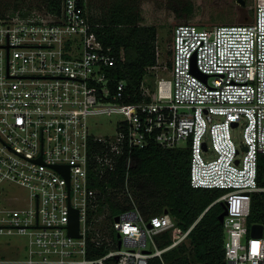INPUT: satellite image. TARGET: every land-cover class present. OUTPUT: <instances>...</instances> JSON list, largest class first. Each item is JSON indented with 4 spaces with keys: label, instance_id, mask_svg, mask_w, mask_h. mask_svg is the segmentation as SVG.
Masks as SVG:
<instances>
[{
    "label": "built area",
    "instance_id": "built-area-1",
    "mask_svg": "<svg viewBox=\"0 0 264 264\" xmlns=\"http://www.w3.org/2000/svg\"><path fill=\"white\" fill-rule=\"evenodd\" d=\"M89 2L62 0L60 13L44 6L0 13V234L26 240L22 259L0 264H151L155 257L167 264L163 253L198 220L184 230L169 213L145 216L129 172L119 182L116 174L122 159L129 168L135 150L152 143L189 146L191 186L224 191L215 202L227 210L226 263L264 264V222L248 223L253 195L264 191V0L247 23L176 24L172 78H160L154 96L142 84L150 99L135 102L126 80L108 72L117 58L94 31ZM102 114L119 115L113 133L92 131L91 118ZM240 124L241 146L233 137ZM101 182L131 205L105 230L88 223L106 201ZM72 210L80 236L69 233ZM254 224L263 225L260 236ZM91 229L108 249L97 258L88 257ZM165 232L172 243L160 248L156 237Z\"/></svg>",
    "mask_w": 264,
    "mask_h": 264
},
{
    "label": "trees",
    "instance_id": "trees-1",
    "mask_svg": "<svg viewBox=\"0 0 264 264\" xmlns=\"http://www.w3.org/2000/svg\"><path fill=\"white\" fill-rule=\"evenodd\" d=\"M99 1V12L95 13L98 9L91 5V1L89 11L98 39L104 48L110 49L117 58L116 65L109 68L108 72L126 80L127 93L130 94L129 102L150 99L142 94V84L148 69L158 63L155 46L158 24L166 25L163 14L159 12L151 17L145 11L143 0ZM42 2L48 11L60 13L62 0ZM22 9V6L16 4L13 11ZM186 12L195 20L202 16V13L195 12L193 7H189ZM174 14L178 17L177 11ZM169 21L173 22L172 19ZM170 65L172 66V63ZM126 172H129L131 186L137 196V206L145 216L161 215L168 210L178 226L184 230L198 220L186 242L163 253L167 264H227L224 248L226 234L219 219L224 206L222 202H215L224 191L191 186L189 146L166 148L155 143L149 144L135 150L129 168L124 159L118 163V182L124 180ZM259 184L264 187V153L259 157ZM95 185L106 193V201H100L97 210L89 213L88 223L105 230L110 228L116 215L131 205L114 198L113 192L108 195L104 182ZM103 217L106 224L101 223ZM255 222H264V191L253 195L248 223ZM109 231L114 235L112 229ZM93 236L94 230L91 229L87 242L88 257L97 258L104 255L108 249L96 245ZM156 240L158 246L163 248L172 243V236L165 232L157 235ZM107 264H118V261L110 258ZM151 264L162 263L159 257H155L152 258Z\"/></svg>",
    "mask_w": 264,
    "mask_h": 264
},
{
    "label": "rangeland",
    "instance_id": "rangeland-1",
    "mask_svg": "<svg viewBox=\"0 0 264 264\" xmlns=\"http://www.w3.org/2000/svg\"><path fill=\"white\" fill-rule=\"evenodd\" d=\"M93 7H99V0H90ZM145 3V11L152 17L153 14L161 12L166 20V25L158 24L156 51L158 55V63L154 67L148 69L147 75L144 77L143 86L148 95L154 96L157 82L160 78H172L171 63L173 53V33L174 26L178 23L189 22L197 24L200 27H211L216 24L223 23H247L253 20L255 13V5L258 0H143ZM18 4L22 8H42L44 3L42 0H0V12L13 10ZM193 7L195 12L200 11L202 16L199 20H195L186 10ZM98 9V8H97ZM177 11V16L174 12ZM95 12V10H94ZM99 12L96 11L95 13ZM193 17V18H192ZM172 19L173 22L169 21ZM118 114H102L91 118V129L96 134H111L115 131ZM233 137L238 145L241 146L243 141V125L233 129ZM213 151L207 152V155H213ZM216 189V188H215ZM22 194L27 195L25 189H19ZM133 195L137 200L135 191L132 189ZM218 200V199H216ZM138 204V203H137ZM103 220V221H102ZM101 223L106 224L103 217ZM102 226V224H101ZM26 240L18 234H0V259L16 260L24 257V244ZM151 247V245H150Z\"/></svg>",
    "mask_w": 264,
    "mask_h": 264
},
{
    "label": "water",
    "instance_id": "water-1",
    "mask_svg": "<svg viewBox=\"0 0 264 264\" xmlns=\"http://www.w3.org/2000/svg\"><path fill=\"white\" fill-rule=\"evenodd\" d=\"M241 3H245L244 0H239ZM197 73L206 78L207 75L200 73L199 71H197ZM236 125V124H234ZM243 149H246V147H243ZM58 168L62 169L61 166H58ZM67 175H69V170H67ZM209 209V208H208ZM165 213H169L168 210H165ZM227 213L226 208L224 207V211L220 214L219 219L221 222H223L224 216ZM119 217H116V220H118ZM251 232L253 235L256 236H260L263 232V225L262 224H254L251 228ZM69 233L71 235H75V236H80V230H79V215H78V211L77 210H72L71 211V219H70V225H69ZM116 258L118 259V256H116Z\"/></svg>",
    "mask_w": 264,
    "mask_h": 264
},
{
    "label": "crops",
    "instance_id": "crops-1",
    "mask_svg": "<svg viewBox=\"0 0 264 264\" xmlns=\"http://www.w3.org/2000/svg\"><path fill=\"white\" fill-rule=\"evenodd\" d=\"M90 4V3H89ZM188 240V238L184 241V242H186Z\"/></svg>",
    "mask_w": 264,
    "mask_h": 264
}]
</instances>
